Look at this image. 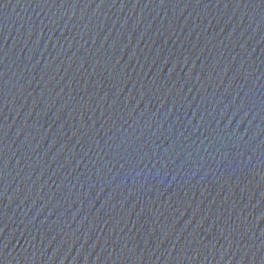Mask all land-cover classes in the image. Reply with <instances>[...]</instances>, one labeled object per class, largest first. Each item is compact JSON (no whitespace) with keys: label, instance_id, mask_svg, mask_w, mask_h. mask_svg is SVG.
I'll list each match as a JSON object with an SVG mask.
<instances>
[{"label":"water","instance_id":"obj_1","mask_svg":"<svg viewBox=\"0 0 264 264\" xmlns=\"http://www.w3.org/2000/svg\"><path fill=\"white\" fill-rule=\"evenodd\" d=\"M0 264H264V0H0Z\"/></svg>","mask_w":264,"mask_h":264}]
</instances>
